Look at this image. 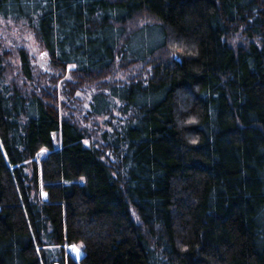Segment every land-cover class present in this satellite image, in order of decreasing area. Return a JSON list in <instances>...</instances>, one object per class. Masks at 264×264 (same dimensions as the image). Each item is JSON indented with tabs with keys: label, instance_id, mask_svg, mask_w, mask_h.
Instances as JSON below:
<instances>
[{
	"label": "trees",
	"instance_id": "16d2710c",
	"mask_svg": "<svg viewBox=\"0 0 264 264\" xmlns=\"http://www.w3.org/2000/svg\"><path fill=\"white\" fill-rule=\"evenodd\" d=\"M0 18L49 62L0 41V264H264V0H0Z\"/></svg>",
	"mask_w": 264,
	"mask_h": 264
},
{
	"label": "rangeland",
	"instance_id": "374dc122",
	"mask_svg": "<svg viewBox=\"0 0 264 264\" xmlns=\"http://www.w3.org/2000/svg\"><path fill=\"white\" fill-rule=\"evenodd\" d=\"M159 39V32L145 31L136 40L134 49L142 50L146 45L157 43ZM0 41L6 48L15 50V53L20 49H25L32 57V63L37 67H46L49 63L47 54L38 46L29 28H27L22 23L16 24L13 21L0 18ZM14 61L17 62V60ZM79 95L82 96L83 107L85 109H88L93 99L94 92L86 91L84 93H80ZM113 111L114 115L117 117V111ZM46 153V150L41 151L39 157L44 156ZM66 251L69 256L76 261H78L82 257V247L80 245L70 246L66 248Z\"/></svg>",
	"mask_w": 264,
	"mask_h": 264
},
{
	"label": "water",
	"instance_id": "95a60500",
	"mask_svg": "<svg viewBox=\"0 0 264 264\" xmlns=\"http://www.w3.org/2000/svg\"><path fill=\"white\" fill-rule=\"evenodd\" d=\"M53 264H61V263H59V262H54Z\"/></svg>",
	"mask_w": 264,
	"mask_h": 264
}]
</instances>
